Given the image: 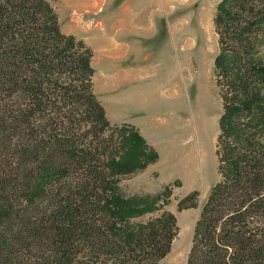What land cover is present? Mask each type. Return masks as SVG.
<instances>
[{"label":"trees","instance_id":"1","mask_svg":"<svg viewBox=\"0 0 264 264\" xmlns=\"http://www.w3.org/2000/svg\"><path fill=\"white\" fill-rule=\"evenodd\" d=\"M58 1L0 0V264H164L177 217L159 207L133 222L153 199L126 198L118 184L121 161L145 169L158 154L123 124L132 135L120 159L94 52L62 31ZM214 25L220 181L187 264H264V0H222ZM197 207L196 192L179 202Z\"/></svg>","mask_w":264,"mask_h":264},{"label":"rangeland","instance_id":"2","mask_svg":"<svg viewBox=\"0 0 264 264\" xmlns=\"http://www.w3.org/2000/svg\"><path fill=\"white\" fill-rule=\"evenodd\" d=\"M221 2L59 0L53 4L62 31L83 39L94 52V92L116 125L107 135L120 144V159L126 158L125 143L132 135L130 129H122L123 123L144 125L148 141L158 150L157 162L150 164H156L153 168L120 160L123 175L118 184L126 198L153 199L151 206L156 209L133 222L160 216L159 207L177 217L180 233L164 264H187L195 223L220 181L216 143L224 109L216 84L220 46L214 19ZM112 56L133 78L139 77L118 94L111 88ZM168 73L174 77L167 79ZM113 98L118 102L113 104ZM192 192L198 194V207L180 210L179 202Z\"/></svg>","mask_w":264,"mask_h":264},{"label":"crops","instance_id":"3","mask_svg":"<svg viewBox=\"0 0 264 264\" xmlns=\"http://www.w3.org/2000/svg\"><path fill=\"white\" fill-rule=\"evenodd\" d=\"M83 40V39H82ZM113 58H111L112 60V67H111V73H112V79H111V88L113 89V94H118L119 92H122V90H124L126 88L127 85H130L133 81L138 80V75H136L135 78H133L132 76V72L130 70H126L125 67H121L117 62H116V58L114 56H112ZM117 63V64H116ZM168 76L170 77H174L173 73H168L167 74V79ZM166 80V78L164 79ZM118 101H116L113 98V104L116 103ZM102 103V102H101ZM103 105V104H102ZM106 110V109H105ZM107 112V111H106ZM108 117V116H107ZM109 119V118H108ZM124 124V123H123ZM131 125V124H130ZM134 126V125H132ZM137 130V132L143 136L142 138L144 139V141L146 142V144L153 148L157 154H158V150L156 149L155 146H153L147 139V135H146V130L144 125L141 124H137L134 126ZM156 164L154 165H150L152 166L151 168L155 167Z\"/></svg>","mask_w":264,"mask_h":264},{"label":"bare ground","instance_id":"4","mask_svg":"<svg viewBox=\"0 0 264 264\" xmlns=\"http://www.w3.org/2000/svg\"><path fill=\"white\" fill-rule=\"evenodd\" d=\"M175 2H178L179 3V0H175Z\"/></svg>","mask_w":264,"mask_h":264}]
</instances>
